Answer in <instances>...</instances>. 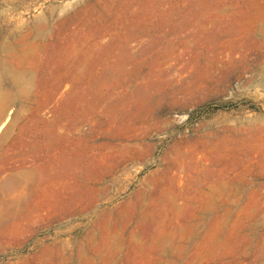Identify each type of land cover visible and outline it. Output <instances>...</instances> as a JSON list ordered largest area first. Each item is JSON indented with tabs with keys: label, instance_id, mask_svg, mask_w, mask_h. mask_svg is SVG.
<instances>
[{
	"label": "rangeland",
	"instance_id": "374dc122",
	"mask_svg": "<svg viewBox=\"0 0 264 264\" xmlns=\"http://www.w3.org/2000/svg\"><path fill=\"white\" fill-rule=\"evenodd\" d=\"M0 264H264V0H0Z\"/></svg>",
	"mask_w": 264,
	"mask_h": 264
}]
</instances>
